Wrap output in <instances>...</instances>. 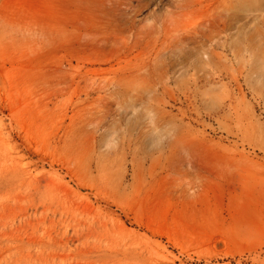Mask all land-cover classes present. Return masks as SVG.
Masks as SVG:
<instances>
[{
    "label": "rangeland",
    "instance_id": "1",
    "mask_svg": "<svg viewBox=\"0 0 264 264\" xmlns=\"http://www.w3.org/2000/svg\"><path fill=\"white\" fill-rule=\"evenodd\" d=\"M0 264H264V0H0Z\"/></svg>",
    "mask_w": 264,
    "mask_h": 264
}]
</instances>
